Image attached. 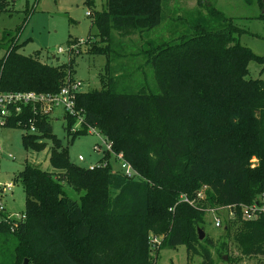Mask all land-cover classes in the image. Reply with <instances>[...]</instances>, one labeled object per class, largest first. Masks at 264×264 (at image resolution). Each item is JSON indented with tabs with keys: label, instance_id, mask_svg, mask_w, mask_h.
<instances>
[{
	"label": "trees",
	"instance_id": "obj_1",
	"mask_svg": "<svg viewBox=\"0 0 264 264\" xmlns=\"http://www.w3.org/2000/svg\"><path fill=\"white\" fill-rule=\"evenodd\" d=\"M6 2L0 0V14ZM169 2L105 0L92 15L95 34L83 43L88 53L108 55L117 36L140 37L157 28ZM32 13L34 8L26 11L28 17ZM183 13L177 22L186 34L146 42L150 48L140 51L158 93H118L108 59L101 90L76 96L83 116L78 131L70 132L75 119L65 117L71 143L97 130L142 180L111 172L107 152V162L100 160L93 170L70 163L50 119L39 118L37 134L22 135V142L26 151L39 153L50 141L52 171L25 164L16 178L25 218L0 226V264L25 259L27 264H155L161 250L182 245L188 260L215 264L210 250L215 244L207 235L199 241L197 234L204 231L205 207L250 204L264 189V80L247 79L248 62L262 59L240 44L244 31L234 19L209 1L196 0V7ZM16 41L0 62L1 92L55 94L74 81L73 62L48 65L38 53L21 54ZM23 114L12 116L7 128L31 116ZM204 187L200 204L181 200L192 201ZM69 188L81 193L78 200L67 196ZM229 221L221 246L228 250L231 240L242 256L264 259V219L245 220L237 210ZM159 236L160 243L152 245L151 238ZM11 238L14 247L5 253Z\"/></svg>",
	"mask_w": 264,
	"mask_h": 264
},
{
	"label": "rangeland",
	"instance_id": "obj_2",
	"mask_svg": "<svg viewBox=\"0 0 264 264\" xmlns=\"http://www.w3.org/2000/svg\"><path fill=\"white\" fill-rule=\"evenodd\" d=\"M7 1L4 11L0 14V62L12 41L16 39L17 44H22L19 52L25 56L38 53L41 61L52 66L73 62L72 80L79 83L80 92H90L96 89L101 90V78L107 79L105 67L110 59L111 66L114 68L116 91L120 94L139 90L154 94L159 92L153 69L146 64V56L141 53V49L150 48L148 45L145 46L146 42L172 41L180 34H186L187 28L177 22V18L184 14L183 11L196 7V0H170L168 9L163 6V14L166 18L157 28L143 33L140 37L119 38L117 36L118 41L112 46L108 55H95L88 53V47H85L83 43L89 33L95 34L96 30L91 28L92 15L94 11L104 8L105 0H92V6H87L84 0ZM207 1L224 16L234 19V25L244 31L239 37L240 44L262 59V61L251 59L248 62L247 79L264 80L263 0H261L262 3L260 0ZM33 8L34 13L28 17L26 11L30 13ZM261 16L262 18L259 19ZM26 17L29 19L27 20ZM70 41L74 42L69 43ZM79 42L83 43L78 46ZM73 43L77 48L70 55L67 49ZM58 48L62 49V54L57 53ZM54 116L57 120L50 119L53 134L61 141L62 146L67 148L70 163L87 169L102 159L103 163L107 162L106 159L104 160L107 143L97 130L88 131L86 135L78 136L71 143L64 130L65 122L61 113L56 112ZM22 135L24 131L18 127L0 128V185L12 184V192L5 196L1 195V202L5 210L13 214L24 212L23 187L16 178L25 164L35 165L43 171H52L48 161L51 142L46 140L45 149L39 153L26 151ZM78 157H82L83 161H78ZM106 164H109L111 172L120 174L121 161L115 155L109 153ZM136 180L142 179L137 177ZM66 193L74 200H78L81 195L70 188L66 189ZM191 202L194 205L201 203L195 199ZM220 212L219 216L223 220L221 228L214 227L207 207H205L202 225L205 235L215 244L210 249L214 263L227 264L226 261L234 259L235 262L232 264H264L262 257L242 256L231 240L227 241L228 250L221 246L226 236L224 227L230 225V221L225 212ZM13 247L14 241L11 238L9 244L3 246V251L7 253ZM200 262L199 257L188 260L186 249L182 245L175 249L161 250L155 264H200Z\"/></svg>",
	"mask_w": 264,
	"mask_h": 264
},
{
	"label": "built area",
	"instance_id": "obj_3",
	"mask_svg": "<svg viewBox=\"0 0 264 264\" xmlns=\"http://www.w3.org/2000/svg\"><path fill=\"white\" fill-rule=\"evenodd\" d=\"M87 15L90 16L89 13ZM83 42H79L78 46ZM77 46L71 45L68 47L67 53L71 55L73 51H76ZM58 54H62L61 48L57 49ZM80 92L79 83L76 81L67 83L62 87L59 92L53 94L36 93V92H1L0 91V128H6L11 121L12 116L24 115L23 111L26 110L30 113V117L25 120H17L14 124L15 127L21 128L24 131V135L37 134V122L41 117H47L49 119L57 120L54 116L56 112H60L65 122V117L74 118L75 123L71 127V133L78 131L79 125L82 123V112L76 107V96ZM93 131V129L89 130ZM106 142V141H105ZM107 143V153L115 155L121 161L120 173L127 179H134L138 177L137 172L127 163L121 154H115L111 151V146ZM98 148V147H97ZM1 151V149H0ZM78 161L82 162V157H78ZM94 166L87 168L93 170ZM203 188L197 193L194 198L196 201L203 200ZM12 192V184L0 185V226L3 223H16L24 220V214L8 213L2 204L1 195L5 196L7 193ZM181 200L189 205H194L186 196H181ZM195 206V205H194ZM237 210L240 212L241 218L245 220H257L264 219V189L256 199L250 204L217 206L208 210L211 214L212 222L215 228H221L223 226V220H221L219 213L225 212L228 215V220L234 219ZM162 240V236L152 237V245H158Z\"/></svg>",
	"mask_w": 264,
	"mask_h": 264
},
{
	"label": "water",
	"instance_id": "obj_4",
	"mask_svg": "<svg viewBox=\"0 0 264 264\" xmlns=\"http://www.w3.org/2000/svg\"><path fill=\"white\" fill-rule=\"evenodd\" d=\"M263 2H264V0H263ZM197 234H198L199 241H202L204 239V237H205V233L203 232V230L198 229L197 230ZM23 264H27V260L26 259L24 260Z\"/></svg>",
	"mask_w": 264,
	"mask_h": 264
},
{
	"label": "crops",
	"instance_id": "obj_5",
	"mask_svg": "<svg viewBox=\"0 0 264 264\" xmlns=\"http://www.w3.org/2000/svg\"><path fill=\"white\" fill-rule=\"evenodd\" d=\"M4 1H7V0H4ZM13 1V0H12ZM8 2V1H7ZM13 3V2H12Z\"/></svg>",
	"mask_w": 264,
	"mask_h": 264
}]
</instances>
